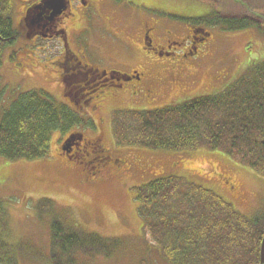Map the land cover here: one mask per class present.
<instances>
[{"label": "rangeland", "instance_id": "374dc122", "mask_svg": "<svg viewBox=\"0 0 264 264\" xmlns=\"http://www.w3.org/2000/svg\"><path fill=\"white\" fill-rule=\"evenodd\" d=\"M21 1L13 0V13H9L11 18L8 20L13 21L14 26ZM100 1L97 11H91L84 23L81 19L78 28L68 25L69 49L73 51L75 44L82 46L93 62L105 68L121 70L131 66L152 73L162 84L167 83L165 90L157 94L152 103L143 96L116 100L114 91H102L92 99L96 108L85 106L81 112H75L79 118L77 123L52 132L46 159L7 161L0 158V204L4 210L0 213V264H53L50 222L54 218L102 237L119 239L111 256H76L75 264H169L159 259L143 228L132 187L170 175L210 189L240 214L257 217L260 224L264 222L263 174L217 149L154 150L122 144L113 123L117 111H146L178 105L222 88L264 56V34L252 26L227 31L223 27L204 24L202 17L215 9L214 0ZM219 1L222 10L261 16L264 21V0ZM140 13L146 15V21L162 24L163 28L156 36L158 41L165 35L183 38L191 25L203 24L210 37L203 45V48L209 46L206 49L208 55L201 61L184 58L180 62H154L152 51L144 52L140 46L127 41L128 36L138 35L142 27L137 22ZM24 36L18 33L17 41L1 52L0 118L22 92L42 90L51 100L64 105H67V96L72 94L67 91L63 96V85L58 77L61 68L54 63L55 57L49 54L44 41L38 47H29L33 45L30 42L33 36ZM111 53L119 60L114 66L107 67L110 63H104L101 58ZM186 63L190 66L181 74L187 83L181 80L184 83L182 89L179 86L170 89L165 69L175 65L180 71ZM76 131L82 132L90 142L100 137L103 151L113 159L117 158L122 166L112 167L110 161L104 166V171L111 170L109 173L102 171L99 177L85 181L81 169L74 162L71 163L73 166L66 164L59 150L64 142L60 140L62 135L66 134L65 138H68ZM49 204L48 212L39 211L38 206L44 208Z\"/></svg>", "mask_w": 264, "mask_h": 264}, {"label": "trees", "instance_id": "16d2710c", "mask_svg": "<svg viewBox=\"0 0 264 264\" xmlns=\"http://www.w3.org/2000/svg\"><path fill=\"white\" fill-rule=\"evenodd\" d=\"M214 2L209 17H202L206 25H221L229 31L252 26L264 34V21L257 15L223 13ZM11 10L12 0H0V63L2 50L16 39L8 20ZM63 107L69 108L44 91L17 95L0 118V158L46 159L52 132L79 119L76 110ZM114 132L120 143L141 148L217 149L264 175V56L222 88L182 104L117 111ZM132 189L143 228L160 260L169 264H260L264 222L240 214L212 190L171 175ZM49 206L38 209L48 212ZM50 232L53 264H75L76 256L109 257L119 245L115 237H102L57 218L51 220Z\"/></svg>", "mask_w": 264, "mask_h": 264}, {"label": "flooded vegetation", "instance_id": "af4514ba", "mask_svg": "<svg viewBox=\"0 0 264 264\" xmlns=\"http://www.w3.org/2000/svg\"><path fill=\"white\" fill-rule=\"evenodd\" d=\"M100 3V0H58L55 5L49 6L44 0H22L19 4L18 20L17 22L14 21L15 26L13 21H10V24L17 34L33 36L32 41H30L33 45L29 47H38L44 41L43 44L48 47L49 54L55 57L54 63L61 68L58 71V77L63 85V96L67 95V91L72 92L69 95L72 103L69 102L68 106L73 104L74 106L70 107L83 110L85 106L89 105L94 109L97 105L92 104V99L98 93L107 89L115 92L116 100H122L126 96H143L149 103H152V99L158 96L157 94H161L165 90L166 86L164 85L167 84H162L160 78L131 66L128 69L121 70L105 68L98 65L97 62H93L83 51L82 46L75 44L73 51L69 49L68 40L66 39L68 25L71 24L76 27L81 19L83 23L87 21L91 16L90 12L95 11ZM58 5H60L59 13L54 14L55 7ZM140 17L137 22L142 27L138 35L128 36L127 41L134 46H140L144 52L152 51L154 62L161 63L158 62L159 60L180 62L184 61V58L193 61L199 59L201 61L204 55H208L206 49L209 46L203 48V45L210 37L203 26L195 23L191 25L183 38L176 39L165 35L161 41H158L156 36L160 28H163L162 24L153 20L146 21V15L143 13ZM102 22L105 23L104 20ZM101 59L104 63H110L107 66L109 67V65L114 66L119 57L111 53L106 54ZM189 66V63L184 64L180 71L175 65H169V69H165L169 75L170 89L176 86L182 89L184 83L181 80L187 83L185 77L182 76L187 72ZM125 91L127 92L125 93ZM76 136H72L67 140L62 139L61 141L64 142L60 146V152L66 164L74 161V165L81 169L85 174L82 177L85 181H89L94 176L99 177V173L104 171V166L110 161L112 167L122 166L117 158L113 159L111 155L103 151L100 137H95L94 141L90 142L83 134L77 133ZM83 139L85 140L83 141ZM110 171L108 169L104 173Z\"/></svg>", "mask_w": 264, "mask_h": 264}, {"label": "water", "instance_id": "95a60500", "mask_svg": "<svg viewBox=\"0 0 264 264\" xmlns=\"http://www.w3.org/2000/svg\"><path fill=\"white\" fill-rule=\"evenodd\" d=\"M56 2H58V1L57 0H49V3H51V4L52 3L56 4ZM59 8H60V5L55 7V11H54L55 14L59 12ZM259 261H260V264H264V234H263V237H262V240H261V243H260Z\"/></svg>", "mask_w": 264, "mask_h": 264}]
</instances>
